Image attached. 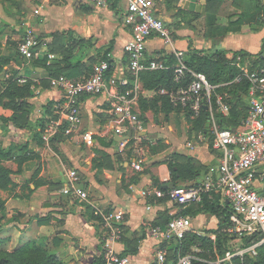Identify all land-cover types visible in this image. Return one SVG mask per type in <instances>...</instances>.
Masks as SVG:
<instances>
[{
	"label": "crops",
	"instance_id": "1",
	"mask_svg": "<svg viewBox=\"0 0 264 264\" xmlns=\"http://www.w3.org/2000/svg\"><path fill=\"white\" fill-rule=\"evenodd\" d=\"M153 2L156 15L168 24L174 40L171 45L160 37H151L147 41L149 57L175 59L174 49L183 50L186 59L192 49L209 53L224 50L239 71L240 64L250 69L264 65V0ZM28 3L31 7L23 11L22 25L17 26L22 27V33L18 37L6 34L2 42L11 56L5 67L12 64V74L32 83L31 93L25 97L32 109L28 126L9 122L14 133L10 143H27L29 157L22 163L10 159L11 165L5 161L12 170L13 183L9 189H0V197L5 200L0 230L16 235L20 241L46 234L52 247L69 264H96L104 260L109 231L97 210L125 211L119 223L122 235L114 245L120 254L128 252L132 264H149L159 247H167L170 258L174 257L175 244L160 242L150 233L152 226L174 216H190V232L214 241L220 216L202 210L200 202L181 206L170 198L169 189L212 182L216 178L220 150L201 135L213 126L243 128L249 96L247 91L231 89L241 83L233 82L234 78L214 84L216 98L228 102V111H222L217 99L215 103L212 98L204 99L206 111L194 116L189 110L166 102L158 85L147 87L144 76L149 70L142 72L144 90L133 109L144 120L145 128L141 139L130 141L122 153L118 141L122 135L115 128L127 122L114 112L111 100L104 94H84L80 98L81 129L93 133V145L86 144L78 133L48 137V125L37 134L44 108L52 104V115L57 116L56 106L63 97L60 90L50 85V78L63 72H71L76 78L88 76L93 65L107 53L111 54L116 74H129V56L124 48L133 31L125 22L124 0H110L106 6H97L92 0H28ZM36 8H40L37 14ZM26 24L39 36L42 50L54 53V58H43L44 55L29 60L20 56L17 45ZM10 40H17L14 50ZM240 51L245 54L233 53ZM5 80L0 76V93L6 86ZM12 114L13 109L0 102V116ZM0 120L3 136L9 126ZM136 145L146 149L142 170H136L132 163ZM70 169L78 170L88 199L63 192ZM206 195L209 201L230 205L216 188Z\"/></svg>",
	"mask_w": 264,
	"mask_h": 264
},
{
	"label": "built area",
	"instance_id": "2",
	"mask_svg": "<svg viewBox=\"0 0 264 264\" xmlns=\"http://www.w3.org/2000/svg\"><path fill=\"white\" fill-rule=\"evenodd\" d=\"M92 1L97 6H106L110 0ZM124 1L125 22L133 31L124 48L129 56V74H116L111 54L107 53L105 58L93 65L88 76L76 78L59 74L51 77L50 85L60 90L63 97L56 106L57 117L47 126L48 137L58 133H78L86 144L93 145V133L81 129L80 98L84 94H104L111 100L114 112L127 122V125L116 126L115 131L122 136L131 132L127 139L119 141V152H124L130 141L141 139L140 134L145 128L144 120L134 111L133 104L144 90L141 73L146 70L173 69L174 81L180 86L176 90L162 88L161 92L168 94L176 107L191 108L198 114L203 100L211 99L215 85L208 81L205 74L195 72L187 65L183 50H173L176 60L173 65L148 56L147 41L151 37H160L164 43L171 45L174 40L168 24L156 15L153 0ZM39 12L40 8L34 10L36 14ZM41 45L35 30L26 24L25 32L17 45L20 56L29 60L44 55L49 59L55 57L54 53L43 51ZM11 66L12 64L5 67L4 78L26 82L25 77L13 76ZM239 67L240 71L233 82L246 81L249 96V108L243 120V128L233 130L213 126L208 134L201 135L202 139L211 141L213 148L220 150L216 178L212 182L207 180L199 185H178L169 189L170 198L181 206L201 202L204 194L212 188L218 189L231 205L230 225L225 231L234 235V238L229 240L228 249L223 256L216 253L215 258L208 257L207 250L201 245L193 246L191 250L184 252L183 239L192 229V218L185 215L174 216L150 229L151 236L156 240L177 245L174 257L170 258L167 247H159L149 264H194L195 261L228 264L234 257H238L241 263L245 264L247 255L256 256L258 246L264 243V66L250 69L247 65L240 64ZM217 103L222 111L229 110L228 102L222 97L217 98ZM191 144L190 142L189 145ZM134 154L133 166L136 170H142L146 149L136 145ZM63 192L73 197L88 199V192L80 183L77 169L68 170ZM97 213L102 216L103 224L109 233L105 239L104 260L96 264H132L130 256H122L114 245L122 235L119 223L123 221L125 211L97 210ZM250 234L259 235L260 238L245 245L243 237ZM234 239L241 240V244L234 246Z\"/></svg>",
	"mask_w": 264,
	"mask_h": 264
},
{
	"label": "trees",
	"instance_id": "3",
	"mask_svg": "<svg viewBox=\"0 0 264 264\" xmlns=\"http://www.w3.org/2000/svg\"><path fill=\"white\" fill-rule=\"evenodd\" d=\"M190 53V57L186 59L187 65L193 71L205 74L208 81L212 84L231 81L237 76L239 72V70L234 65H232V60L227 59V52L224 50H217L215 52L209 53L206 51L202 52L198 49H192ZM233 53L235 55L245 54V52L241 51ZM106 56L107 54L105 57ZM43 58L48 59V56L45 55ZM163 60H165V62L170 65H173L176 62L173 56L164 57ZM10 61V55L0 52V72L2 73L0 76H4L3 72L5 70V66L9 64ZM59 74H66L68 76L74 77V74L71 72H63ZM13 76L15 77V74H13ZM144 81L146 86L150 88L158 85L157 88L160 89L164 88L167 90H176L180 86V84L178 85V83L174 81L172 68L166 70H149L144 76ZM4 84L6 86L0 93V102L4 106L12 108L13 114L11 117L0 116V118L4 120L5 126H7L10 121L19 127L28 126L30 124L28 114L32 109V104L28 103L25 100V97L31 93L32 83L29 80L26 83H19L17 79L11 78L5 80ZM247 88L248 83L244 81L241 84L233 85L231 89H236L238 92L239 89L242 91H247ZM164 95V100L166 102L172 103L170 101L169 95L165 93ZM211 98L215 103L217 98L214 94V91ZM206 105L207 102L203 101L198 114H200L201 111H206ZM51 106L52 104H48L44 108L37 134L42 133L46 129V126L49 124V122L53 118L57 117L54 114L52 115L53 109H51ZM209 132L210 130L206 132V134ZM28 146L29 145L27 143L19 144L16 142H11L6 146L2 140H0V189H9L13 183L12 170L5 164V161L14 159L22 163L29 157V155L26 154L29 151ZM200 205L202 206V210H206L220 216L219 226L214 230L216 233V239L213 241L209 236L200 235L195 232H188L183 239V251L187 252L191 250L193 245H201L207 250V256L209 255L215 258L216 253L223 256L228 249L229 240L234 238V235L225 231V228L230 225V216L232 213L231 206L227 202L219 204L217 200L209 201L206 194L204 195V199L200 202ZM4 210L5 200L0 197V228L1 219L5 215ZM259 238V235L250 234L243 237V242L245 245H248L257 241ZM176 246L177 245L175 244V248ZM215 247L217 252H215ZM46 249V244L44 242L32 239L22 243V245H20V247H18L12 253L0 251V264H67L57 253L49 252L47 251L48 249ZM127 253V251H124L121 255L125 256ZM233 260L236 262V264H242L238 257H234ZM194 264L208 263L195 261ZM245 264H264V243L258 246L256 256L251 257L250 255H247Z\"/></svg>",
	"mask_w": 264,
	"mask_h": 264
},
{
	"label": "rangeland",
	"instance_id": "4",
	"mask_svg": "<svg viewBox=\"0 0 264 264\" xmlns=\"http://www.w3.org/2000/svg\"><path fill=\"white\" fill-rule=\"evenodd\" d=\"M27 7H31L30 3H28V0H0V52L2 53H8L6 51V48L3 46L2 42L5 40L6 34H10L9 37L15 36L18 37L22 33V27H17L19 25H22L20 22L22 20V15H24L23 11H28ZM19 29H17V28ZM14 28V29H13ZM9 42L12 43L11 49L14 50L16 48L17 40H10ZM2 73L0 72V75ZM181 108V107H179ZM190 111L191 114L194 116H198L196 112H194L191 108H186ZM4 122V121H3ZM2 121L0 120V127H1ZM11 124H8V126ZM8 132L4 134L3 136H0V140L5 144H9L10 141L13 140V132L11 131L10 126L8 127ZM6 163L11 165L13 162L12 160H6ZM0 251L2 252H14L22 243L27 242L29 240L20 241L16 238V235L8 234L2 232V229L0 230ZM35 240L42 241L46 244V249L49 252L57 253L62 260L64 258L59 254L58 251H56L52 244L49 242L48 237L46 234L40 235ZM241 240L234 239L233 245L239 246L241 244ZM208 257H211L208 255ZM213 258V257H212ZM65 261V260H64ZM67 264H69L67 261H65ZM228 264H236V262L233 260L229 262Z\"/></svg>",
	"mask_w": 264,
	"mask_h": 264
},
{
	"label": "water",
	"instance_id": "5",
	"mask_svg": "<svg viewBox=\"0 0 264 264\" xmlns=\"http://www.w3.org/2000/svg\"><path fill=\"white\" fill-rule=\"evenodd\" d=\"M131 134V132L128 134V135H130ZM128 135H124V136H121L119 139H118V141H121V140H123V139H127L128 138ZM173 187V186H172Z\"/></svg>",
	"mask_w": 264,
	"mask_h": 264
}]
</instances>
